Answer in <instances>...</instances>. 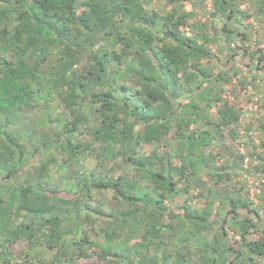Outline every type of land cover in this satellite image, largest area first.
Returning a JSON list of instances; mask_svg holds the SVG:
<instances>
[{
  "label": "trees",
  "instance_id": "trees-1",
  "mask_svg": "<svg viewBox=\"0 0 264 264\" xmlns=\"http://www.w3.org/2000/svg\"><path fill=\"white\" fill-rule=\"evenodd\" d=\"M149 1L0 0V264H77L94 248L103 264H262L264 222L245 198L216 189L218 236L189 238L214 221L215 197L190 205L201 171L229 180L239 163L204 150L239 118L209 47L236 59V4L264 15V0H212L209 35L191 21L199 0ZM255 154L264 171V137Z\"/></svg>",
  "mask_w": 264,
  "mask_h": 264
},
{
  "label": "rangeland",
  "instance_id": "rangeland-1",
  "mask_svg": "<svg viewBox=\"0 0 264 264\" xmlns=\"http://www.w3.org/2000/svg\"><path fill=\"white\" fill-rule=\"evenodd\" d=\"M200 3H195L188 8L193 10L194 14L191 17V21L199 22L204 20L206 22L208 35L212 34V27L206 13L212 9V0H199ZM240 8V11L244 10L247 16L241 17V20L234 21L232 19L231 27L239 30V32H245L248 39L238 36V39L231 40L229 46L234 48L237 57L230 61L227 60L228 48L226 42L224 43V49L219 51L217 45L210 44V49L214 53V58L209 62V66H213L215 71L224 70L227 74V82H222V100L226 101L232 106L238 114V123L225 129L226 137L216 144L209 152L211 157V163L215 165H221L225 160H229L231 164L238 161L237 167H232L229 170L230 178H222L221 180H215L216 177H209L207 171H201L200 177L203 182L201 187L195 186L193 194L197 191H201L203 194L192 198L190 205L195 208H202L205 200H209L214 191H218L236 197H242L251 201L253 206H256L262 216V222H260V228L263 227L264 222V171L255 169V165L259 164L256 159V154L253 158L249 153L253 150L254 146H259L262 138L264 137V130L259 128L260 124L264 120V61L257 62V58L264 54V15L254 14L255 8L251 7L248 1H239L236 4ZM147 6L154 7L159 11L166 12L168 7L162 0H151L147 3ZM236 16L239 12L235 13ZM222 39H220V42ZM219 59V60H218ZM232 65V68H231ZM214 105L210 110L211 117L216 115V106ZM233 131V137L228 133L229 129ZM230 131V130H229ZM146 149L148 146H143ZM262 150V148H258ZM205 185L206 187H203ZM212 187V192L207 193V188ZM202 188V189H201ZM227 196V195H226ZM215 197V195L213 196ZM180 198H173L168 201L169 209L180 210L181 202ZM180 202V203H179ZM180 204V205H179ZM218 198H214V203L211 205L209 211L211 212L210 218L214 221L210 225L205 233H197L195 237L190 236V240H196L197 243H202L204 238L207 241L214 239L220 232L219 225L220 220L224 217L225 212L218 210ZM186 229L188 226L186 225ZM219 237L211 243V246L217 247L223 245L219 241ZM217 240V242H215ZM141 242L139 239L134 238L133 242ZM166 247L172 251V255L176 254L174 250L179 248L176 245V239H166ZM202 241V242H201ZM223 241V240H222ZM195 253L191 258L194 261L200 262L201 252L204 251L202 246H197ZM160 249L159 253H161ZM206 253V252H205ZM174 259V257H173ZM220 259H217L216 264H220ZM259 262L264 264V257L258 259ZM105 259L100 255L99 249L94 248L90 251V256L81 258L77 261V264H103ZM170 260L169 263H171ZM177 262L176 259L174 261Z\"/></svg>",
  "mask_w": 264,
  "mask_h": 264
}]
</instances>
